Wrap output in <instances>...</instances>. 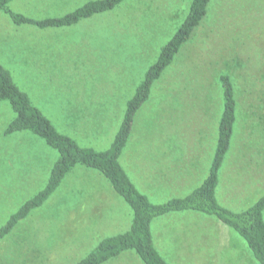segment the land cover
Segmentation results:
<instances>
[{
  "label": "rangeland",
  "instance_id": "374dc122",
  "mask_svg": "<svg viewBox=\"0 0 264 264\" xmlns=\"http://www.w3.org/2000/svg\"><path fill=\"white\" fill-rule=\"evenodd\" d=\"M40 1L48 3L31 0ZM64 1L67 2L60 0V3ZM88 1L93 0H71L67 6L48 7L43 13L33 10L32 14L63 16ZM191 1L123 0L112 11L75 26L42 30L40 35L44 37L38 40L26 39L29 32L18 31L25 39L3 41L0 64L59 132L77 138L81 132L88 133L87 141L78 139V142L105 150L113 142L127 101L156 62L161 48L181 25ZM24 2L18 0L10 4V9L31 16ZM8 23L0 30L15 29L9 20ZM222 75L231 78L236 92L237 121L227 159L239 160L241 169L234 171L235 177L230 182L240 187L241 194L236 197V193L225 189L219 197L242 212L264 195V0H210L201 24L153 83L149 98L135 114L133 128L137 120L136 127L145 131L149 126L157 127L158 131L170 128L178 123L181 112L194 106L193 126L201 128L205 123L210 134L205 144L215 145L223 104L219 83ZM199 104L203 110H197ZM195 111L208 113L207 119ZM13 118L10 104L0 102V228L44 188L58 157L55 150L30 132L5 136L4 130ZM73 178H77V173L70 174L60 190L0 240V264L23 257L25 248L19 242L27 235H40L44 225L60 222L54 211L64 209L71 201L75 205L74 197L68 194V184ZM101 179L105 180L103 176ZM118 211L115 219H124L120 229L106 233L105 237L123 233L130 227V208ZM192 215L203 216L205 226H209L207 230L190 220ZM181 218L182 226L177 229L170 225L162 227L161 217L152 225L161 240L159 243L155 239L156 245L168 264H258L245 240L225 225L219 228L217 218L189 211ZM175 247L181 249L176 252ZM76 251L65 261L59 257L55 264H75L87 255L83 249ZM128 253L134 255L125 251L120 257ZM133 264L140 263L134 258Z\"/></svg>",
  "mask_w": 264,
  "mask_h": 264
},
{
  "label": "trees",
  "instance_id": "16d2710c",
  "mask_svg": "<svg viewBox=\"0 0 264 264\" xmlns=\"http://www.w3.org/2000/svg\"><path fill=\"white\" fill-rule=\"evenodd\" d=\"M10 1L0 0V11L6 13L15 25H30L42 30L72 27L82 19L112 11L123 0H93L64 16L39 21L12 12L8 7ZM209 2L210 0L191 1L181 25L161 48L156 62L148 68L143 81L136 87L132 98L127 102L113 142L105 151L81 147L72 137L60 133L32 104L28 95L17 87L10 72L0 64V102H8L14 113V118L6 126L4 134L8 136L18 132H30L42 139L58 154L44 188L7 219L0 228V240L9 234L18 222L43 205L74 166L82 165L95 169L105 176L113 190L130 206L133 217L127 232L101 240L77 264H103L129 250L134 251L143 264H167L154 247L151 223L155 218L183 211H195L217 218L245 240L258 264H264V195L252 206L239 213L222 207L215 197L218 172L229 149L237 121L236 92L229 76L222 75L219 78L223 104L218 122L215 155L209 174L189 195L170 199L162 204H152L135 188L119 163L136 112L148 99L153 83L160 78L162 72L172 63L181 47L190 40L195 29L201 24Z\"/></svg>",
  "mask_w": 264,
  "mask_h": 264
},
{
  "label": "crops",
  "instance_id": "0c3cea01",
  "mask_svg": "<svg viewBox=\"0 0 264 264\" xmlns=\"http://www.w3.org/2000/svg\"><path fill=\"white\" fill-rule=\"evenodd\" d=\"M17 1L18 0H11L8 5L9 9L10 4H13L14 2L16 3ZM70 1L71 0H67V2L64 1L63 3H60V0H48V3L44 1L34 3L31 2V0H25L23 5L30 8L29 13L31 14V16H26L27 14L23 12L16 13L11 9L10 10L29 19L39 21L49 18H58L61 17V15L56 14L57 16L50 17H44L42 15L34 16L35 14H32L33 10L38 13H43L48 7L67 6ZM92 18L93 16L87 19H82L81 21L90 20ZM8 20L10 22V25L13 26L12 24L14 23L12 22L10 17L6 13L0 11V27L4 24L9 25ZM81 21H79L78 23H80ZM14 26H16L15 29H9L10 33H8L9 31L6 32L2 29L0 30V44L5 40H12L15 38L20 39V37H22V39H25V35L18 34V31L22 33L29 32L26 35V39L38 40L44 37L43 35H40L44 30L50 29H42V31L41 29H38L34 26L26 25L28 28H32V30L30 31L23 25L17 26L14 24ZM34 29L37 30V33H32ZM12 31H17V33L12 34ZM107 33L111 34L110 30L107 29ZM33 35L39 36L34 37ZM198 107L199 108H197V110H203L202 104L201 107L200 104L198 105ZM188 108L190 109V111L181 112L179 114L177 118L178 123H174L175 126L159 129L160 131L156 129L157 127L150 126L147 131L142 128H137V120L134 128L132 125L127 144L123 148V151L119 158V162L122 165V168L126 172L135 188L141 194L146 196L152 204H162L167 202L168 199L170 200L175 198H183L189 195L193 190H195L202 184V182L209 174L210 167L215 155L216 142L215 145L205 144L206 138L210 139V134H208L206 125L205 123H203L201 128L193 126V111L196 107L190 106ZM194 113L197 115L203 114L205 117H201L207 119L208 113L206 114L202 111H195ZM87 117L93 118V116ZM134 121L135 117L133 123ZM66 135L70 136L69 134ZM77 135L78 138L76 136L70 137L76 140V142L81 147L92 148L96 151H105L108 149L107 148L105 150H101L92 145L80 144V142H78V139L82 142L87 141L85 140V138L89 137L90 134L88 135V133L81 132ZM145 137H147L148 139H144ZM232 142L233 141H231L230 143L231 147L233 145ZM232 149L236 150L237 148ZM238 164V158L231 157L227 159V153L225 154L218 172V183L215 189V197L219 205L234 213H239V211L241 212V210H235L231 208V206H229L228 204V200H221L220 197L221 194L225 193L223 192L225 189H229V192L231 190V192L236 193V197H238V194H241L240 187L232 183V181L230 182V180L235 177L234 171L241 169V167H238ZM244 169L249 168L245 167ZM73 172L77 173V178H73V182H70V184H68V188L70 190L68 194L69 196L74 197L75 205L73 201H71L69 206H66L64 209L54 211V214L59 216L58 218L60 222H58L54 226L44 225L42 226L40 235H36L35 237L33 235H27L25 239L21 240L19 243H21L20 245L25 248V252L21 253H24L23 257L19 259L15 258L14 262L9 264H55L56 260H58L59 257H61V259H64L65 261V257L74 253H78V251L76 250L82 249L85 250L86 255L101 240L107 238L105 237L106 233L120 229V225L124 219L117 220L115 219V216H117V212H119L118 210L124 211L125 209H128V207L130 208V206L120 195H118L113 190L110 182L99 171L84 167L82 165H76L66 174L57 190H60V188H62L64 180L68 178L70 174H73ZM101 176H103L105 180L101 179ZM232 189H234V191ZM162 191L164 193L172 194L171 196L170 194L161 195L160 193ZM118 198H121L128 205V207H124V205L120 203ZM87 202L90 203V205H88ZM184 212L185 211L169 213L161 216V220H163L162 227H164V225H170L174 229H177L176 227H181L182 222L180 221H183L181 216L184 214ZM132 217L133 213L131 210V221L129 224L130 226L132 223ZM105 219L107 220L106 223H104ZM156 219L157 218H155L154 220ZM191 219L197 222L200 229L207 230V228L209 227L208 225L205 226L206 221L203 216L192 215V217H190V220ZM154 220L152 221L150 227L153 244L161 257L167 262L164 253L162 252V254L160 252L155 242V239L159 243L161 242V240L153 231L152 225L154 224ZM103 223L106 225V228L103 226ZM220 224L221 225H219V228H224V224L222 225L221 222ZM26 230L27 232H31L29 229ZM218 230L220 232H222V230L225 232L224 229ZM156 231H158V227L156 228ZM180 247H175L176 252L181 249ZM69 248H72L73 251H69ZM132 252L134 253V255L130 253L125 254L121 257L119 255L118 257L111 259L103 264H133L134 258L140 264H143L139 256L134 251ZM205 254L208 255V253ZM80 260H78L75 264H77ZM222 260L227 261L226 258H222ZM196 262H198V260H196Z\"/></svg>",
  "mask_w": 264,
  "mask_h": 264
}]
</instances>
